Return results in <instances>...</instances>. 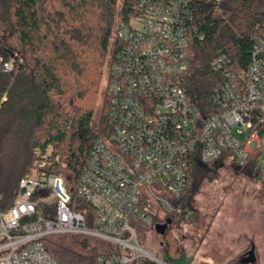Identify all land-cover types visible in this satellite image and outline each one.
<instances>
[{
  "label": "built area",
  "instance_id": "obj_1",
  "mask_svg": "<svg viewBox=\"0 0 264 264\" xmlns=\"http://www.w3.org/2000/svg\"><path fill=\"white\" fill-rule=\"evenodd\" d=\"M194 20L191 0H138L137 14L118 23L105 86L112 131L96 141L77 186L91 210L71 208L65 180L53 173L60 163L53 146L36 148L13 205L0 210V264H60L44 240L65 235L113 245L95 264H167L139 243L138 232L174 224L182 210L170 199L187 189L191 156L245 167L264 147V25L252 36L243 81L227 70L225 54L211 62L224 79L213 91L215 111L204 117L176 81L188 71L193 40L203 38L193 33ZM16 62L0 56L5 73Z\"/></svg>",
  "mask_w": 264,
  "mask_h": 264
},
{
  "label": "trees",
  "instance_id": "obj_2",
  "mask_svg": "<svg viewBox=\"0 0 264 264\" xmlns=\"http://www.w3.org/2000/svg\"><path fill=\"white\" fill-rule=\"evenodd\" d=\"M118 2L0 0V31L16 39L31 60L28 66L19 61L23 56L18 58L12 73L0 67V210L13 205L20 180L33 166L34 150L49 145L60 157L53 173L65 180L71 208L79 213L91 210L77 194V186L96 141L108 138L112 131L108 104L97 129L92 127L95 103L117 22H127L138 11V0H123L118 14ZM191 2L192 31L203 38L193 40L188 71L176 81L190 104L207 117L215 111L213 91L224 79L210 64L225 54L231 60L227 70L241 80L251 62L252 36L264 25V0ZM2 39L0 33V56L9 58L13 50ZM262 148L250 157L255 167ZM200 164L191 156L187 189L179 199H170L182 210L171 216L173 225L185 222L192 213L190 191ZM147 230L151 228L139 230V242ZM167 243L170 252L179 253L181 244L176 239L170 237ZM44 244L60 264H95L114 252L113 245L86 236H52Z\"/></svg>",
  "mask_w": 264,
  "mask_h": 264
},
{
  "label": "rangeland",
  "instance_id": "obj_3",
  "mask_svg": "<svg viewBox=\"0 0 264 264\" xmlns=\"http://www.w3.org/2000/svg\"><path fill=\"white\" fill-rule=\"evenodd\" d=\"M122 5L123 0H119L118 14ZM0 33L16 61L23 56V63L30 66L31 60L17 40ZM110 57L95 103V130L107 105L105 86ZM190 206L191 221L168 226V239L172 237L181 244L179 253L170 252L167 236L155 229L142 232L139 243L167 264H238L254 246L255 264H264V147L256 167L253 161L240 167L223 159L200 164L190 191Z\"/></svg>",
  "mask_w": 264,
  "mask_h": 264
},
{
  "label": "water",
  "instance_id": "obj_4",
  "mask_svg": "<svg viewBox=\"0 0 264 264\" xmlns=\"http://www.w3.org/2000/svg\"><path fill=\"white\" fill-rule=\"evenodd\" d=\"M171 221H168V224H170ZM168 229V225H159L156 227V231L158 234L165 235L166 231ZM242 264H255L256 263V255H255V248L252 246V248L244 255V257L240 261Z\"/></svg>",
  "mask_w": 264,
  "mask_h": 264
},
{
  "label": "flooded vegetation",
  "instance_id": "obj_5",
  "mask_svg": "<svg viewBox=\"0 0 264 264\" xmlns=\"http://www.w3.org/2000/svg\"><path fill=\"white\" fill-rule=\"evenodd\" d=\"M169 229H170V228H168L166 232H168ZM251 248H252V247H251ZM251 248H250V249H251ZM250 249H249V250H250ZM249 250H248V251H249ZM248 251H247V252H248ZM247 252H246V253H247ZM246 253H245V254H246ZM245 254H244V255H245ZM244 255L241 257V259L244 257ZM241 259H240V260H241Z\"/></svg>",
  "mask_w": 264,
  "mask_h": 264
}]
</instances>
